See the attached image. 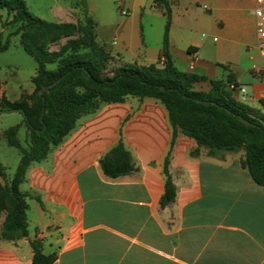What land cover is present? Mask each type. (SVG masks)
Masks as SVG:
<instances>
[{"label": "crops", "instance_id": "crops-1", "mask_svg": "<svg viewBox=\"0 0 264 264\" xmlns=\"http://www.w3.org/2000/svg\"><path fill=\"white\" fill-rule=\"evenodd\" d=\"M148 1L117 0L129 19L149 15ZM102 3L107 0H87L89 15ZM167 3L174 66L210 80L226 81L232 74L238 84L232 98L264 118V50L251 0ZM153 8L166 24L164 8L155 0ZM58 10L70 14L66 7ZM94 21L97 42L122 64H162L164 22L149 44L142 24ZM0 85V98L10 102L31 94L10 99ZM195 88L207 92L211 85ZM120 139L136 170L110 178L100 160ZM171 139L167 110L155 99L129 97L81 118L46 160L28 169L20 186L30 195L29 237L16 243L2 240L5 216L0 217V264H33L32 241L40 242L45 255H56L53 264H264V186L242 167L244 151L221 158L201 148L193 158L196 142L179 135L169 166L177 195L162 207L163 165Z\"/></svg>", "mask_w": 264, "mask_h": 264}, {"label": "trees", "instance_id": "trees-1", "mask_svg": "<svg viewBox=\"0 0 264 264\" xmlns=\"http://www.w3.org/2000/svg\"><path fill=\"white\" fill-rule=\"evenodd\" d=\"M82 2L85 8L82 22L74 24L52 23L35 17L25 0H0V11H7L10 25L17 27L21 46L37 63L33 93L23 94L15 102L5 96L0 98V112L20 113L27 128V147L18 139L20 125L10 127L3 134L8 145L20 151L21 160L13 177L7 175V168L0 160V217L5 216L1 239L16 243L29 237L26 198L30 195L20 190L28 169L46 160L75 130L81 118L96 113L104 104L123 103L129 97L155 99L168 113L172 139L163 165L162 207L173 203L177 195L169 166L179 135L196 142L197 148L190 153L193 158L200 155L201 148H206L209 156L221 158L225 153L244 151L242 167L257 185L264 186V118H256L250 108L232 98V90L238 86L232 74L226 81L210 80L181 72L174 66L169 40L172 11L167 0H155L166 16L162 64L138 66L117 60L111 77L105 73L115 57L97 42L96 22L88 13L87 0ZM69 37L74 38L59 51L50 50L52 45L61 44ZM9 46V40L2 43L0 39V53ZM52 65L55 68L49 69ZM205 82L211 85L209 91L196 90L197 84ZM45 87L48 88L38 95ZM100 164L110 178L136 170L122 139L101 158ZM31 246L33 264L56 261V255L43 253L40 242L32 241Z\"/></svg>", "mask_w": 264, "mask_h": 264}, {"label": "rangeland", "instance_id": "rangeland-1", "mask_svg": "<svg viewBox=\"0 0 264 264\" xmlns=\"http://www.w3.org/2000/svg\"><path fill=\"white\" fill-rule=\"evenodd\" d=\"M181 1L186 2L187 0ZM25 2L32 15L52 23H81L85 10L82 0H25ZM152 4L153 0H149L147 4L149 15L144 16L143 19H140L137 15H134L130 19L129 17H124L118 8L117 0H107V3L100 5L98 11L95 7H92L90 14L95 20H99L102 25L117 24L125 21L133 23L137 27L138 24H142L145 29L146 42L153 44L155 43L156 32L161 28L163 22L165 24V21L163 20L162 22L158 9H151ZM64 7L67 8L70 14L67 12L66 16H64L63 12L58 10ZM164 24L162 26L163 29H165ZM108 37L109 33H107ZM198 37L201 40L204 39L201 33L198 34ZM72 38L74 37L65 38L61 44L52 45L50 50L59 51ZM0 39L2 43L7 40L10 41L9 49L0 53V84L5 86L7 96L13 99L17 93H33L35 88L33 87L32 78L36 75L37 63L21 46L17 27L10 25V17L7 11H3L0 14ZM217 41L219 43V37H217L215 42ZM113 57L115 56L113 55ZM117 60L119 62L117 57L113 58L105 75L112 76V71L117 67ZM48 68L54 69L55 66L52 65ZM20 124L24 125V118L20 113L0 112V135H2L0 138V160L7 167L9 177H13L17 170L21 160V153L18 149L8 145L6 139L3 137V132L10 127ZM26 137L27 128L24 125L19 131L18 139L25 147H27Z\"/></svg>", "mask_w": 264, "mask_h": 264}, {"label": "built area", "instance_id": "built-area-1", "mask_svg": "<svg viewBox=\"0 0 264 264\" xmlns=\"http://www.w3.org/2000/svg\"><path fill=\"white\" fill-rule=\"evenodd\" d=\"M251 2L253 4V12L257 21L259 46L261 50H264V0H251ZM262 72H264V70H262Z\"/></svg>", "mask_w": 264, "mask_h": 264}, {"label": "water", "instance_id": "water-1", "mask_svg": "<svg viewBox=\"0 0 264 264\" xmlns=\"http://www.w3.org/2000/svg\"><path fill=\"white\" fill-rule=\"evenodd\" d=\"M55 85H56V83L52 84L51 86H55ZM47 88H48V87H45V88L41 89V90L38 92V95H42L43 92H44ZM162 90H165V88L163 87Z\"/></svg>", "mask_w": 264, "mask_h": 264}]
</instances>
